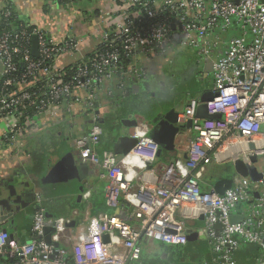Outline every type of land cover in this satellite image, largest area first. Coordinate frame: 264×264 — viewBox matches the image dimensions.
Returning a JSON list of instances; mask_svg holds the SVG:
<instances>
[{"label":"built area","instance_id":"1","mask_svg":"<svg viewBox=\"0 0 264 264\" xmlns=\"http://www.w3.org/2000/svg\"><path fill=\"white\" fill-rule=\"evenodd\" d=\"M64 1L71 4L74 0ZM111 3L114 14L103 15L101 23L105 25L112 17L117 23L106 30L95 53L73 67L68 81H63L65 70L55 71L52 63L75 53L76 40L56 41L39 29L15 35L0 26V117L24 118L27 112L21 108L35 103L37 115L54 118L57 108L70 113L82 106L91 126L87 136L72 138L74 152L83 162L104 171L106 206L114 211L127 208L130 221L99 213L86 217L88 233L82 229L73 238L65 222L48 217L38 196L33 241L21 245L0 232V256L14 258L15 264H71L70 258L73 264H131L141 259L144 240L185 246L188 221L202 220L203 226L195 232L211 244V264H236L242 242L257 245L261 251L258 264H264V0ZM1 12L11 27L12 12L6 2ZM33 38L38 42V58L32 55ZM177 47L193 50L200 63H212L211 92L217 96L206 107L210 116H221L199 120L201 99H190L183 120L192 121L196 136L189 144L185 175L173 166H164L163 174L155 167L146 168L145 162L155 165L159 146L150 138V128L139 122L131 134L137 145L128 155L99 154V91L119 76L147 79L143 63L164 59ZM19 56L22 73L16 63ZM123 56L131 62L128 66ZM26 128L19 124L15 131ZM238 162L254 169L260 178L255 181L236 173L234 187L223 196L215 186L208 191L202 188L208 166ZM234 216L239 218L236 223L231 222ZM48 225L54 228L50 243L45 241Z\"/></svg>","mask_w":264,"mask_h":264},{"label":"crops","instance_id":"2","mask_svg":"<svg viewBox=\"0 0 264 264\" xmlns=\"http://www.w3.org/2000/svg\"><path fill=\"white\" fill-rule=\"evenodd\" d=\"M5 2H10L17 14L28 21L31 27L46 32L50 38L56 41L76 40L79 43V48L75 53L60 56L52 63V68L58 72L82 63L95 53L101 46L106 30L111 29L117 23L114 17L105 22V25L101 23L103 15L114 14L111 0H76L74 3L67 4L69 9L66 13L57 8L56 0H0V11ZM83 7H86L85 12H83ZM92 8L94 16L90 15ZM78 14H80L79 18ZM90 16L92 20L95 17L94 26L87 23L91 19ZM49 25L51 28L48 27ZM179 51L180 47H177L164 59L174 64L177 61L175 56H178ZM189 57H184L183 61L190 63ZM164 59L152 60L148 64L143 63L147 73L145 80L139 81L136 78L119 76L105 84L99 91L97 105L98 115L102 121L101 142L97 147L99 154L105 151L114 153V144L117 139L133 133L136 127H126L122 123L123 120H135L137 124L138 122L143 123L151 131L166 112L176 107H179L177 112L179 118L183 120L190 99L184 101L181 96L177 98L175 96L176 99L172 98L165 103L160 100L159 106L142 115L133 112L127 105L134 97L141 94H148L152 98L157 97L160 92V83L157 80L161 79L159 78L161 74L156 73L154 68L158 65L164 67L162 63ZM206 69L207 73H205ZM195 71H200L205 79L212 81L211 86L203 85L196 90L201 99V95L211 92L213 88L212 63H200L198 59L195 63ZM177 76L178 78L173 80V90L185 91L187 82L183 81L182 75ZM122 82L125 84L123 88H121ZM56 112L55 118L46 114L35 115L32 119L0 117V203L9 201L10 204V209H3L0 206V232L6 229L7 234L21 245L29 244L34 239L32 226L38 207V196L42 197V205L50 219L68 223L67 229L73 238H78L82 229L87 230L84 232L88 233L86 217L91 219L107 209L115 214L114 210L106 206L108 181L103 177L104 171L83 162L72 147V138L87 136L91 119L86 116L80 105H77L70 113L63 107L57 108ZM19 124L28 126V129L17 133L15 130ZM105 127L112 128L113 132L110 136L105 137L103 134ZM195 136L192 129L178 134L175 149L171 152L164 151L162 156L157 158L156 163L158 161L160 163L154 165L156 170L162 173L164 166H173L180 175H185L189 144ZM69 153L73 154L76 165L87 166L86 175L82 179L77 178L68 183L45 184L44 181L52 167ZM213 166L226 168V165L208 166L204 183H201L205 191L211 190L226 172L224 171L217 178H209L208 171ZM11 187H14L22 203L11 199ZM121 210L126 214L129 213L125 207ZM76 211L77 215H75ZM2 219L5 220L2 222ZM202 222V220L188 221V243L185 246L144 240L141 259L131 264H163L164 258L159 260L152 258L151 262H145L146 254L153 255L159 251L167 253L166 261L170 259V263L180 261L181 264H192L200 260L204 264H211L210 260L213 258L211 244L201 240L195 232L203 226ZM260 255L261 251L257 245L242 242L235 255V262L236 264H258ZM15 262L14 258L0 256V264H15ZM70 263L73 264L72 258H70Z\"/></svg>","mask_w":264,"mask_h":264},{"label":"water","instance_id":"3","mask_svg":"<svg viewBox=\"0 0 264 264\" xmlns=\"http://www.w3.org/2000/svg\"><path fill=\"white\" fill-rule=\"evenodd\" d=\"M32 55L34 58L39 57L38 52V42L36 38L32 40ZM2 70V66L0 65V71ZM207 73V69L205 70ZM217 94L213 92L204 93L201 96V105L197 110L196 117L199 120L206 119H219L220 115L210 116L207 112L206 103L212 101ZM179 107L171 109L166 112L162 119L157 122L150 131V138L159 146V151L157 153V158H160L164 151H173L175 149V140L178 134H183L185 130L192 129V121L189 120L184 122L179 118V113L177 110ZM123 125L128 128L137 127V121L135 120H123ZM137 145V140L133 139L131 135H125L117 139L114 144V154L118 156L128 155ZM253 149L254 146H251ZM252 162L256 163L257 159L255 157L252 158ZM144 165L148 170L153 169V164L150 162H145ZM87 166L84 164L76 165L75 158L72 153L67 154L61 161H59L55 166L52 167L51 171L47 175L44 183L45 184H60V183H68L74 179H82L84 175L87 173ZM225 174L215 185V191L218 195L223 196L227 190H230L234 187L236 173L244 176L250 175L252 180H258L260 177L257 175L254 169H250L243 165L241 162L236 163L235 165L229 164L226 166ZM11 191V199H16L15 202L22 203L20 197L16 194L14 187L10 188ZM9 201H1L0 206L3 209H10ZM12 212V211H11ZM115 215L120 217L121 219L129 222L130 218L127 214L118 209L115 211ZM49 217V216H48ZM5 219H2V222ZM238 217H232L231 222H238ZM13 222V221H12ZM68 226V223H66ZM217 228H221L220 225H217ZM3 232L7 233V230H3ZM54 233L53 225H48L45 230V241L50 243L51 236ZM108 237H105V241L108 242Z\"/></svg>","mask_w":264,"mask_h":264},{"label":"rangeland","instance_id":"4","mask_svg":"<svg viewBox=\"0 0 264 264\" xmlns=\"http://www.w3.org/2000/svg\"><path fill=\"white\" fill-rule=\"evenodd\" d=\"M58 3L57 8L62 12L66 10H68V5L67 4H62L59 0H56ZM83 12H85V8L83 7ZM82 11V10H81ZM94 10L92 8V11L90 12V15L94 16ZM92 16L91 19L87 22L88 25H93L96 22L95 21V17L92 20ZM78 18L80 17V14H78L77 16ZM28 22V21H26ZM61 24V23H60ZM56 26V25H55ZM50 27V25L48 26ZM51 28V27H50ZM231 37L229 36H225L224 39L229 40ZM195 52L191 49L185 48V47H180V51L177 57V61L174 64H170V62L166 59L163 60V65L162 66H156L154 69V71L156 73H160L161 74V78L160 80H157L160 83V92L158 93L157 97L152 98L150 97L148 94H141L138 95L136 97L133 98V100H131V102H129L127 105L128 107L133 111L136 112L138 114H146V112L151 111L153 108L157 107L160 105V100L162 99V96H164L165 94H167V92H169L170 90H173V80L176 79V77L178 78L177 75H182L181 77L184 78L183 81L187 82V86L185 87V91H181L179 89H177V92L180 93L182 92V98L184 99V101L188 100V99H192L191 96L193 95V92H195V90H199V88H201L203 85H208L211 86L212 85V81L210 79H205L202 75V73L200 71H195V63L198 62V57L196 56V54H194ZM194 54V55H193ZM190 56V63L187 61H183L184 57ZM172 66V67H171ZM189 68L191 70H189ZM154 72V73H155ZM190 72V73H189ZM182 89L184 90V86L182 87ZM115 113V110H114ZM117 113V112H116ZM111 132H113L111 127H105L103 129V134H105V137H107V135H111ZM105 141L108 142V139L105 138ZM158 163H160L159 161L155 164V165H159ZM226 168L224 167H210L209 168V178L213 177V178H217L218 176H220L221 174H223V172L225 171ZM208 179V177H207ZM182 249V248H179ZM152 254V253H151ZM168 255L167 253H164L162 251L156 252L153 255L150 254H146L145 255V262H151L150 260H152V258H155L156 260H159L160 258H164L165 262L163 264H181L180 261H174V263H170V259L168 261H166ZM204 264L202 263L200 260L198 261H194L192 262V264Z\"/></svg>","mask_w":264,"mask_h":264},{"label":"trees","instance_id":"5","mask_svg":"<svg viewBox=\"0 0 264 264\" xmlns=\"http://www.w3.org/2000/svg\"><path fill=\"white\" fill-rule=\"evenodd\" d=\"M59 1L62 4H69V2H66L64 0H59ZM75 1L76 0H74L72 3H74ZM6 3L9 6V10L12 12V20H13V22L11 24V27L7 26V22L5 21L4 17H2V12L0 11V26L3 27L2 29H7V30H10V31L12 30L13 34H15V35L17 33H19V32H22V31L31 32V31H33L35 29V28L31 27L28 22H26L24 19H22L17 14V12L14 10V6L10 2H6ZM4 27H7V28H4ZM24 45H26L25 42H24ZM28 48H30V50H31V43H28ZM122 58H123V62H124L125 66H128L131 63L129 61V59L126 58L125 56H123ZM16 63L18 64L19 72L22 73L24 71V65H23V62H22V58L20 56L16 58ZM73 67L74 66L69 67V68H67L65 70L63 81H68V80L71 79V77L74 74ZM38 87L43 89L42 85H39ZM45 91L46 90L43 89V92H45ZM182 94H183L182 92L178 93L177 90H170L169 92H167V94L162 96L161 100L165 103V102H167L169 100H172V98L176 99L177 97L182 96ZM175 96H176V98H175ZM191 98H199L198 97V92L196 90H195V92H193V95L191 96ZM35 106H36V103L34 105H31V104L25 105L23 108H21V112L22 113L27 112V114H26V116L24 118L33 117V116L37 115V111L35 110ZM101 125H102V121H101ZM104 213H107L108 215L112 214V212H109L108 209Z\"/></svg>","mask_w":264,"mask_h":264},{"label":"bare ground","instance_id":"6","mask_svg":"<svg viewBox=\"0 0 264 264\" xmlns=\"http://www.w3.org/2000/svg\"><path fill=\"white\" fill-rule=\"evenodd\" d=\"M86 196V195H85Z\"/></svg>","mask_w":264,"mask_h":264}]
</instances>
